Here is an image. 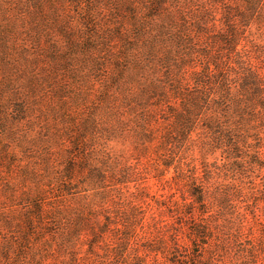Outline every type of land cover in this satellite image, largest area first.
Segmentation results:
<instances>
[{"label": "trees", "instance_id": "trees-1", "mask_svg": "<svg viewBox=\"0 0 264 264\" xmlns=\"http://www.w3.org/2000/svg\"><path fill=\"white\" fill-rule=\"evenodd\" d=\"M0 264H264V0H0Z\"/></svg>", "mask_w": 264, "mask_h": 264}, {"label": "rangeland", "instance_id": "rangeland-1", "mask_svg": "<svg viewBox=\"0 0 264 264\" xmlns=\"http://www.w3.org/2000/svg\"><path fill=\"white\" fill-rule=\"evenodd\" d=\"M152 184H153L152 182H149V183H148L149 187H151V190L154 192L156 189H155V187H153Z\"/></svg>", "mask_w": 264, "mask_h": 264}]
</instances>
